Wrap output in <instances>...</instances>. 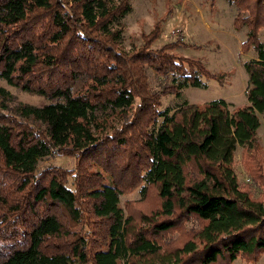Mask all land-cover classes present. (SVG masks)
Instances as JSON below:
<instances>
[{
	"label": "trees",
	"instance_id": "trees-1",
	"mask_svg": "<svg viewBox=\"0 0 264 264\" xmlns=\"http://www.w3.org/2000/svg\"><path fill=\"white\" fill-rule=\"evenodd\" d=\"M226 1L237 9L235 26L247 28L242 49L256 51L244 62L248 104L230 110L220 98L160 110L163 94L206 87L202 75H215L195 58L175 57L178 41L152 47L160 25L124 51L128 0H0V80L48 100L21 103L0 86V264H232L264 254V150L256 135L264 0ZM147 67L171 74L170 82L152 89ZM36 73L57 77L35 86ZM113 115L123 123H110L108 133ZM237 146L260 196L239 185ZM55 151L76 156L75 189L64 170L39 168ZM122 172L140 179L143 199L155 189V208L120 205ZM191 220L198 229L169 241Z\"/></svg>",
	"mask_w": 264,
	"mask_h": 264
},
{
	"label": "rangeland",
	"instance_id": "rangeland-1",
	"mask_svg": "<svg viewBox=\"0 0 264 264\" xmlns=\"http://www.w3.org/2000/svg\"><path fill=\"white\" fill-rule=\"evenodd\" d=\"M131 11L122 18V43L124 51H132L142 42V37L148 34L155 25H160V35L153 42L152 47H160L163 44L178 41L179 45L172 50L175 57L195 58L203 67L215 76L201 79L206 87L188 86L183 88L179 95L165 93L159 97V109L182 105L185 102L203 104L215 99H225L229 109L243 107L248 104L246 88L248 74L244 68V62L256 57V51L251 46L243 50L242 46L246 41L247 28H238L234 24L237 13L235 6L230 5L226 0H128ZM46 22V21H45ZM259 39L264 45V28L258 32ZM179 39V40H178ZM181 62L180 59H176ZM148 86L154 90L167 85L172 76L156 73L151 68L145 69ZM57 77V76H56ZM56 77L34 74L31 78L33 84H47ZM0 86L11 93L16 101L21 103L41 105L47 103V99L37 93L23 91L17 87L8 85L0 80ZM260 125L257 129V138L264 150V116L258 114ZM118 117V116H117ZM116 115L108 119V133L112 132V125H121ZM243 147L237 146L234 152L232 167L236 172L240 187H250L255 196L261 195V190L250 181V170L246 163ZM249 158V157H248ZM247 158V161H248ZM57 167L67 173V184L76 188V156L69 152L55 151L42 159L39 168ZM122 172L121 174H123ZM195 173L188 171L189 175ZM75 176V177H74ZM124 192L120 195V205L130 209L143 208L149 211L157 206L155 189L151 188L148 198L143 199L140 193L142 182L140 179L132 180V175H122ZM132 180V182H131ZM83 182V181H82ZM264 197V196H263ZM5 208L0 206V229L5 226ZM3 218V221H1ZM198 222L195 220L189 223H182L169 235L174 243L185 240L193 230L198 229ZM168 240V238H166ZM92 264V263H88ZM119 264H124L120 262ZM232 264H264V254L254 262H247L243 257L237 258Z\"/></svg>",
	"mask_w": 264,
	"mask_h": 264
}]
</instances>
